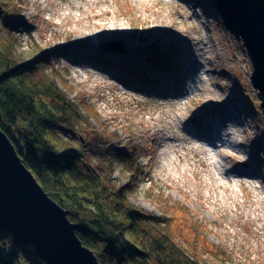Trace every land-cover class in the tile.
<instances>
[{"label": "rangeland", "instance_id": "rangeland-1", "mask_svg": "<svg viewBox=\"0 0 264 264\" xmlns=\"http://www.w3.org/2000/svg\"><path fill=\"white\" fill-rule=\"evenodd\" d=\"M52 1L64 7L69 4L73 13L76 12V4H80L81 10L85 9V0ZM212 2L106 0L107 5L102 8L110 10L109 16L116 12L134 36L125 35V42L98 44L92 37L79 38L81 35L73 34L76 41L63 44L70 52L65 55L59 52L60 45L55 43L61 30L56 24L60 18L54 16L50 2L0 0V47L5 43H16L22 57L37 65L35 75L49 73L61 76V88L83 111L82 120H76L72 127L62 130L73 151H77L75 153L85 163L115 187L129 188V200L134 205L166 219L171 224L175 241L190 255L203 264H264V233L257 231L261 222L237 219L226 207L215 211L206 203L217 198L236 207L232 201L234 192L240 201L243 196L247 197L249 208H255L253 190L261 180L260 174H254L252 178L242 177V183L232 177L231 188L234 191L217 187L214 176L203 172L201 166L197 167L202 171L200 175L192 171V158L195 153L201 154L199 150L190 149L189 160H183L176 152L178 149L183 151L181 146L172 148L173 143L162 146L155 136L156 132L162 134L163 131L171 136L182 134L173 118L180 115L184 123H190L192 118L187 117L190 111L198 110L195 101L199 96L189 93L190 88L185 82L180 85L183 95L174 98L169 94L179 87V84L175 85L176 79L171 77L183 71L179 64L187 56L184 52L189 50V42L182 36L186 34L207 41L211 37L213 43L221 41L225 50L223 58L227 65H232L233 79L237 80L239 90L244 93L246 111L255 121L257 133L264 137L261 99L258 90L251 85L253 67L247 51L242 41L226 29ZM159 14L167 26L174 24L173 28L182 34L175 38L166 33L163 35V32L146 34L145 22L159 21ZM93 48L98 51L96 56H101L99 52L111 51L137 53L141 55L139 60L142 62L132 74L118 72L115 79L102 81V77L94 78V62L87 58ZM188 57L192 55L188 54ZM150 61L161 70L156 78L145 69ZM95 64L100 65V61H95ZM113 84L122 93L113 91ZM216 86L218 83L209 87L218 91ZM184 134L191 136L188 131ZM200 140L209 148L208 140ZM181 145L190 148L185 143ZM117 151L123 155L116 156ZM249 151V164L245 169L264 172V142ZM217 159L222 160L221 157ZM208 168L215 172L213 166ZM186 169L187 175L183 173ZM218 179L220 182L228 180L224 177ZM258 195L264 206V193L258 192ZM20 264L26 262L20 260Z\"/></svg>", "mask_w": 264, "mask_h": 264}, {"label": "trees", "instance_id": "trees-1", "mask_svg": "<svg viewBox=\"0 0 264 264\" xmlns=\"http://www.w3.org/2000/svg\"><path fill=\"white\" fill-rule=\"evenodd\" d=\"M20 53L16 43L0 47V129L48 196L67 210L82 244L101 264H203L175 241L166 219L134 205L129 188L115 187L73 151L62 130L82 120L81 107L61 88V76L35 75L37 65ZM20 260L45 264L0 226V264Z\"/></svg>", "mask_w": 264, "mask_h": 264}, {"label": "bare ground", "instance_id": "bare-ground-1", "mask_svg": "<svg viewBox=\"0 0 264 264\" xmlns=\"http://www.w3.org/2000/svg\"><path fill=\"white\" fill-rule=\"evenodd\" d=\"M47 1L53 6L52 11L54 16L60 18V22L56 24L61 27V30L58 32L55 43L60 45L58 46L59 52L65 55H68L70 52L63 44L76 41V39L72 38L73 34L81 35L79 38H83L84 36L92 37V40H95L98 44L102 42H125V35L134 36V32L130 34L132 30L126 26L125 22L116 12H114L113 16H109L110 10L102 8L107 5L106 0H85V9L81 10L80 4H76V12L74 11V13L69 10L72 8L69 4L64 7L63 5L54 4L52 0ZM157 19L159 21L152 20L149 23L145 22V27H147L145 29L146 34L163 32V35L166 33V35L172 38L182 34L180 30L178 31L173 28L174 24L173 26L171 25L172 27L167 26L162 14L157 15ZM182 36L185 40H188L189 50L184 52L187 56L179 64V68H182L183 71L181 73L178 71L175 77L174 75L171 77L172 79H176L175 85L179 84V87L172 89V92L169 94L174 98L183 95L184 91L180 89V85L185 82L187 84L186 87L190 88L188 90L190 91L189 93L199 96L195 101V107L198 110L196 112L190 111L187 116L188 118H192L190 123H184L180 115H176L173 118L178 131L181 130L182 134L171 136L163 131L162 134L164 136L160 132H156L155 136L157 140L162 142V146H169L171 143H173L172 148L174 146H181L183 151H179L178 149L176 152L179 153V157L183 160H189L188 151L190 149L192 151L199 150L201 154L195 153L193 155V162L191 163L193 166L192 171L196 175H200L202 171L206 172V174H211V176L213 175V181L217 187H224L225 189L234 191L231 188L233 185L231 181L232 177L233 179L236 177L241 180L242 177L252 178L254 174H260L261 180L258 185L254 186L253 190L255 193L254 203L257 204L255 208H252V206L251 209L249 208L247 197L243 196V200L240 201L234 195V192L232 201L236 207H233L230 203H224V201L217 198L214 202L208 200L206 203L210 204L211 208L215 211L226 207L228 212L237 219H245L252 223L261 222L257 231L264 233V212L262 211L264 206L261 204L262 198L258 195V192L264 193V172L256 173L252 170L250 171V169H245L249 164L247 158L249 157L250 148L264 142V137L257 133V125L253 118L248 115V111H246L247 105L243 104L245 101L244 93H242L241 89L239 90L237 80L233 79L234 72H232V65H227V61L223 58L225 50L221 45V41L220 44L217 41L213 43L211 37V40L207 41L197 36L186 34ZM59 37L62 40H58ZM93 49L87 58L94 62V78L102 77V81H105V79H115V74L118 72L124 71L125 73L132 74L135 72V68H138L139 63L142 62V60H139L141 55L137 53L115 51L105 53V51V54L99 52L101 56H96L95 53L98 51L95 48ZM182 51H184L183 47ZM188 54H191L192 57L189 58ZM95 61H100V65H96ZM147 66L148 68H145L146 71H149L150 76L156 78L155 75L161 70L156 69L155 63H151V61L148 62ZM219 74L221 77L216 76ZM221 81H223L222 84L220 83ZM214 83H218V86H216L219 87L218 91L209 87ZM111 87L113 91L119 90L122 93V90L116 88L114 84ZM180 106L182 107L181 104ZM182 110H184V107ZM181 114H183V111ZM184 131H188L191 136L189 137L187 134H184ZM201 138L209 141V148L204 146L200 140ZM181 143L190 145V148L181 145ZM255 156L258 157L257 154ZM218 157H221L222 160H218ZM199 166L202 167V171L197 168ZM208 166H213L215 172H211ZM257 166L259 167V163ZM187 171L188 169L184 170L183 173L187 175ZM219 177H224L228 180L227 182H220ZM240 183H242V180ZM209 186L211 185L209 184Z\"/></svg>", "mask_w": 264, "mask_h": 264}, {"label": "water", "instance_id": "water-1", "mask_svg": "<svg viewBox=\"0 0 264 264\" xmlns=\"http://www.w3.org/2000/svg\"><path fill=\"white\" fill-rule=\"evenodd\" d=\"M226 29L245 47L264 116V0H213ZM0 129V226L29 244L45 264H101L76 234L78 226L35 180Z\"/></svg>", "mask_w": 264, "mask_h": 264}]
</instances>
